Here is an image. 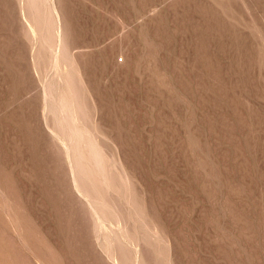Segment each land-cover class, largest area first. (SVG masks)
I'll return each mask as SVG.
<instances>
[{
	"label": "rangeland",
	"instance_id": "374dc122",
	"mask_svg": "<svg viewBox=\"0 0 264 264\" xmlns=\"http://www.w3.org/2000/svg\"><path fill=\"white\" fill-rule=\"evenodd\" d=\"M0 264H264V0H0Z\"/></svg>",
	"mask_w": 264,
	"mask_h": 264
}]
</instances>
